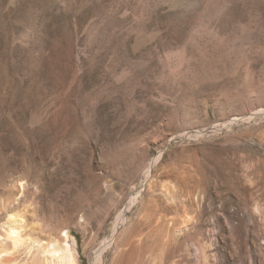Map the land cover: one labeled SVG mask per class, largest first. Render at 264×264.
Here are the masks:
<instances>
[{
    "label": "rangeland",
    "instance_id": "1",
    "mask_svg": "<svg viewBox=\"0 0 264 264\" xmlns=\"http://www.w3.org/2000/svg\"><path fill=\"white\" fill-rule=\"evenodd\" d=\"M11 219L0 264H264V0H0Z\"/></svg>",
    "mask_w": 264,
    "mask_h": 264
},
{
    "label": "bare ground",
    "instance_id": "2",
    "mask_svg": "<svg viewBox=\"0 0 264 264\" xmlns=\"http://www.w3.org/2000/svg\"><path fill=\"white\" fill-rule=\"evenodd\" d=\"M20 187L23 188V184H20ZM18 192L19 194H21L20 191ZM120 220L121 218H119L116 227L118 226ZM17 222L20 223L15 219H11L8 222V227L6 229L2 228L4 231L0 233L9 240L16 242L18 238L16 236L18 233L14 230L12 226L14 225V223ZM1 242L2 241H0V243ZM39 248L38 249L40 250L42 257L40 258L38 264H78L73 245L70 242L69 236L66 233L63 234L60 241H54L53 243H49L46 245H39ZM2 251L3 250H0V254ZM0 262H1V257H0Z\"/></svg>",
    "mask_w": 264,
    "mask_h": 264
}]
</instances>
